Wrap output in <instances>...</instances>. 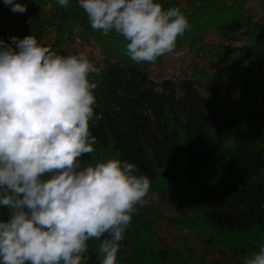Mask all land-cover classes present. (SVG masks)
Masks as SVG:
<instances>
[{"label":"trees","instance_id":"1","mask_svg":"<svg viewBox=\"0 0 264 264\" xmlns=\"http://www.w3.org/2000/svg\"><path fill=\"white\" fill-rule=\"evenodd\" d=\"M0 0V40L34 35L59 54L93 53L95 151L83 164L119 158L152 181L149 195L174 200L175 216L158 221L194 235L220 257L167 246L158 221L133 216L116 264H241L264 244V0H157L179 7L192 25L177 40L193 60L184 76L152 80L126 54L115 32L94 31L77 0ZM7 209L0 208V219ZM98 241L86 264H99Z\"/></svg>","mask_w":264,"mask_h":264},{"label":"clouds","instance_id":"2","mask_svg":"<svg viewBox=\"0 0 264 264\" xmlns=\"http://www.w3.org/2000/svg\"><path fill=\"white\" fill-rule=\"evenodd\" d=\"M13 13L27 5L3 0ZM67 8L69 0H57ZM91 28L123 37L135 63L179 57L192 28L179 7L157 0H77ZM85 52L62 55L34 35L0 40V264H86L98 241L99 264H116L133 216L152 181L119 158L83 164L95 151L97 114ZM241 264H264V244Z\"/></svg>","mask_w":264,"mask_h":264},{"label":"rangeland","instance_id":"3","mask_svg":"<svg viewBox=\"0 0 264 264\" xmlns=\"http://www.w3.org/2000/svg\"><path fill=\"white\" fill-rule=\"evenodd\" d=\"M74 51L76 53L85 52L88 55L93 54L90 49L79 48L78 46L74 48ZM178 52L181 53L179 57L166 55L163 57L160 65L147 68L146 71L150 78L152 80H159L184 76L190 70L193 60L186 54V51L180 50ZM173 207V199H170L168 202H163L156 196L149 195L148 203L142 209L145 217L157 222L159 214L163 215L164 218L175 216ZM156 231L167 246L181 249L191 248L197 256H206L208 259L220 257L217 250L205 247L194 235L188 232L176 230L161 224L159 221Z\"/></svg>","mask_w":264,"mask_h":264}]
</instances>
